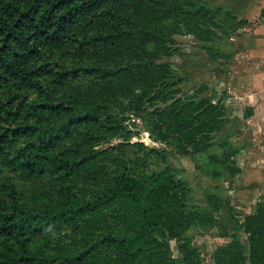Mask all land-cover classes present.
Here are the masks:
<instances>
[{"label":"trees","instance_id":"1","mask_svg":"<svg viewBox=\"0 0 264 264\" xmlns=\"http://www.w3.org/2000/svg\"><path fill=\"white\" fill-rule=\"evenodd\" d=\"M223 10L0 0V264H177L172 240L184 264H199L187 231L210 225L223 203L209 194L208 209L196 205L169 159L218 146L210 162L235 175L238 149L226 100L207 86L182 96L169 60L180 37L220 39ZM226 14L236 31L248 25ZM137 121L164 147L132 143ZM241 230L248 248L233 237L215 264H264V196Z\"/></svg>","mask_w":264,"mask_h":264},{"label":"rangeland","instance_id":"2","mask_svg":"<svg viewBox=\"0 0 264 264\" xmlns=\"http://www.w3.org/2000/svg\"><path fill=\"white\" fill-rule=\"evenodd\" d=\"M223 9L225 13L221 16V30L218 31L220 39L208 44L198 43L192 36L180 37L181 53L169 60L183 81L179 86L182 96H187L196 88L207 86L210 92L214 91L226 100L224 104L231 120L227 131L231 135V144L238 149L234 162L239 172L235 175L210 162V155H221L222 151L218 146L213 147L209 154L197 156L194 160L179 156L169 159L170 165L182 170L181 177L193 188V201L196 205L208 209L209 194L218 195L223 203L220 213L215 215L210 225H195L187 231L189 243L199 253V264H215L214 255L217 250L231 243L233 237L248 248L247 235L241 230V225L245 217L254 213L262 197L261 188H258L261 187L262 170L254 165L261 148L258 149L256 133L248 123L249 98L246 97L247 91L241 92L243 88L240 82L245 79L244 75L231 72L230 65L234 58L230 52H226L229 46L226 42L239 33L236 31L237 20L227 19L226 13L237 15L229 9ZM209 50L217 53L216 59L211 57ZM134 122L135 120L132 121ZM131 129L138 133L133 136L132 143L140 141L150 147H164L151 139L140 121L132 125ZM217 173L220 174L216 175ZM170 246L176 263L184 264L178 243L172 240Z\"/></svg>","mask_w":264,"mask_h":264},{"label":"crops","instance_id":"3","mask_svg":"<svg viewBox=\"0 0 264 264\" xmlns=\"http://www.w3.org/2000/svg\"><path fill=\"white\" fill-rule=\"evenodd\" d=\"M213 8H226L248 22L226 44L233 55L230 65L234 74L244 75L241 92L249 98L250 114L247 118L256 134L259 153L254 161L261 168V195L264 194V0H206ZM231 50V51H230ZM228 54V53H227ZM249 77V78H248ZM262 123V126H261ZM250 125V126H251ZM257 126V127H255ZM252 165V166H254Z\"/></svg>","mask_w":264,"mask_h":264}]
</instances>
